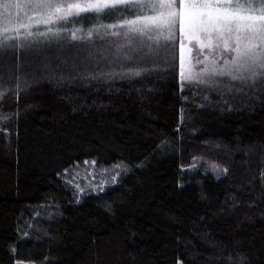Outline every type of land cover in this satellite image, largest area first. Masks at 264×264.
Returning a JSON list of instances; mask_svg holds the SVG:
<instances>
[{
    "label": "trees",
    "instance_id": "1",
    "mask_svg": "<svg viewBox=\"0 0 264 264\" xmlns=\"http://www.w3.org/2000/svg\"><path fill=\"white\" fill-rule=\"evenodd\" d=\"M178 40L132 78L0 51V264H264V77L184 91Z\"/></svg>",
    "mask_w": 264,
    "mask_h": 264
},
{
    "label": "snow or ice",
    "instance_id": "2",
    "mask_svg": "<svg viewBox=\"0 0 264 264\" xmlns=\"http://www.w3.org/2000/svg\"><path fill=\"white\" fill-rule=\"evenodd\" d=\"M87 21L95 23L85 31ZM177 35L181 83L264 77V0H0V51L87 40L71 47L89 53L93 78L139 76L161 53L175 67ZM97 38L104 42L103 68L87 64L96 59Z\"/></svg>",
    "mask_w": 264,
    "mask_h": 264
},
{
    "label": "rangeland",
    "instance_id": "3",
    "mask_svg": "<svg viewBox=\"0 0 264 264\" xmlns=\"http://www.w3.org/2000/svg\"><path fill=\"white\" fill-rule=\"evenodd\" d=\"M186 49L190 48L191 46L187 44V42L185 43ZM199 51V48L197 46V50L192 52L191 55L193 57L197 56V53ZM199 59L203 60V56L201 55L199 57ZM193 63H195V60H193ZM196 67H202V65L197 64ZM262 77H258L256 82L253 83L252 81H248L246 83H241L239 81H232L230 78L228 77H222L219 78L218 82L215 84H207V83H197L195 81L193 82H187L185 81L184 83H181V80L179 78L180 84L182 85V89L184 91L189 90V91H193L195 90L194 88L200 90V91H204L206 89L212 88V89H217V90H221V89H228L230 91H234V92H239V89L244 88V86L248 89H252L257 83L258 81L261 79ZM194 95H196L194 93ZM89 165H93L91 163H85L83 164L80 168L83 169L84 172V168H88L89 171H86L87 175L92 176L94 174L93 169H91V167ZM177 264H182V262H178Z\"/></svg>",
    "mask_w": 264,
    "mask_h": 264
}]
</instances>
